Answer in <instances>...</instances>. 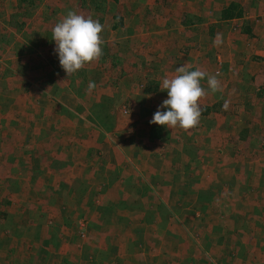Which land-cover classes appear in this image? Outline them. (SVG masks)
Instances as JSON below:
<instances>
[{
  "label": "rangeland",
  "instance_id": "rangeland-1",
  "mask_svg": "<svg viewBox=\"0 0 264 264\" xmlns=\"http://www.w3.org/2000/svg\"><path fill=\"white\" fill-rule=\"evenodd\" d=\"M231 3L242 6L243 16L225 24L221 12ZM76 4L89 14L77 11ZM69 11L97 20L101 12L106 29L118 27L114 33H102L104 42L110 38L115 45L102 46L108 59L87 64L71 77L59 61H52L53 17L57 24ZM179 21L189 23L184 29L190 35V25L211 24L210 32L199 30L202 42L207 41L208 33L214 35H210L213 45L201 43L193 50L181 41L177 56L184 55L187 62L183 66L201 68L202 61L211 58L213 75L218 73L219 79L228 75L223 53H227V45L233 49L245 44L258 61L251 57L243 61L245 74L238 85L253 83L256 71L251 65L264 63V0H0V264H264V185L256 182V172L252 174L264 168V101L260 98L264 95L258 96V91L264 93L262 87L250 85L240 92L232 86L215 94L208 90L214 98L204 102L206 94L199 101L202 115L197 131L192 142L189 136L185 138L192 145L195 136H202L203 131L206 139L209 132H217L220 123V137L227 145L219 140L212 149L207 144L199 147L205 154L201 159L194 145L184 149L180 142L182 156L167 160V170L154 179L144 174L151 171L142 169L143 180L135 174L132 178L136 162L127 160L121 174L131 185L128 190L115 185L113 174L111 177L116 169L113 165L120 159L118 153L109 157L108 146H100L99 157L105 155L100 160L94 142H84L86 134L95 137L99 132L95 125L101 119L97 109L102 107L96 108L94 102L96 92L103 88L100 78L91 74L104 69L105 74L113 71L118 75L119 66L131 63L138 68L145 63L150 71L170 70L180 58L179 62L172 61L175 55L158 59L160 51L150 46L164 37L163 27L168 26L172 36L169 27ZM248 24L253 36L237 32ZM217 38L230 42L219 46L223 40L217 42ZM135 42L143 47L131 46L132 53L134 49L139 53L136 58L114 57L125 55ZM209 49V56L201 57ZM151 52L156 54L155 60L148 56ZM226 58L230 62L228 53ZM240 65L234 62L231 69L237 72ZM112 77L110 74L107 80ZM148 79L132 85L144 90L142 96L157 93L148 83L158 77ZM89 81L97 85L92 92L87 91ZM205 81L202 86L208 89ZM240 96L241 101H249V107L238 102ZM156 98L145 100L153 104L152 118L162 104L157 94ZM72 100L83 109L65 111ZM225 100L232 101L234 108L225 111ZM87 106L88 124L79 128L74 122ZM144 113L147 111L142 110L141 115ZM153 128L160 134L167 129ZM139 132L148 135L145 128ZM240 146L246 150L241 154ZM197 160L199 164H193ZM134 181L142 188H136ZM145 181L155 189H149ZM227 184L233 186L231 196V190H225ZM228 197L245 200L243 206L234 207L232 216L228 206L225 213L222 208Z\"/></svg>",
  "mask_w": 264,
  "mask_h": 264
},
{
  "label": "crops",
  "instance_id": "crops-1",
  "mask_svg": "<svg viewBox=\"0 0 264 264\" xmlns=\"http://www.w3.org/2000/svg\"><path fill=\"white\" fill-rule=\"evenodd\" d=\"M70 4H72V3H70ZM75 6L77 8V6H79V5L76 4ZM71 8H75V7H71ZM78 9L80 12L83 11V13L89 14L88 11L85 8H83L82 6L78 7L77 11H78ZM95 9L97 10V8H95ZM64 13H65V11L62 12V14H64ZM102 14L103 13L100 12V16L98 19L104 28L102 33L104 35H106V34H111V33H114L115 31H117L118 27L116 25H114L113 27H109L110 30L106 33V31L109 28L106 29V24L104 22V19H102L103 18ZM54 19L55 18L53 17V20H52L53 21V27L52 28H54V26L56 25L55 20L57 19V17L55 20ZM225 24H222V26ZM123 25H125V24H123ZM186 26L189 27V23H183V22L179 21V22H176L175 24H172L171 27H169L170 31L172 32V36L168 35V30H167L168 26H166V28L163 27L164 32L162 34L164 37H159L160 39L153 41L151 43V46H150L151 47L150 49L153 50L156 48V50L160 51V55H159L158 59H160V58L161 59L162 58L168 59V58H170V56H174V55L177 56L179 54V50L181 49L180 48L181 41H184L185 43L189 44L188 48H191V50H193L195 47H199V44H201V43H208V44L211 43L212 45L214 44V42H213L214 39L212 37H210V35L214 36L212 33L207 34L206 38H207L208 42L205 41L206 39L203 40V42H202V40L200 41V31L199 30L208 29L210 32V30H211L210 28H212L211 24L208 27L207 26H205V27L201 26V27H197V28L195 27L197 25H190L191 29H193L195 31L196 30L199 31L196 34L192 30L191 35L187 34L185 32L184 27H186ZM215 35H216V33H215ZM172 37H174V38H172ZM228 38H225L224 40H223V38H221V39L217 38V42L219 40H223L221 43L218 42V45L223 46V45H226L227 43L229 44L230 41ZM111 40L112 39L107 38V40H105V42L102 46L105 49H108L110 47L114 48L113 46H115V45L113 43H111V42H113ZM231 42H234V41H231ZM250 44H251V47H253V44L256 45L255 42L250 43ZM250 44H248V45L250 46ZM239 45L241 46V48H235L234 47L233 49H232V47H229V45H227V50H228L227 53H228V57H230L229 58L230 62H228V58H226L227 57L226 51H223L224 57H225L224 62H225V64H227V67H228V65H229V67H228V70L227 69L225 70L228 75L223 74V76L218 79L220 81L222 91L226 92L228 89L229 90L232 89V86H235V87H233V89H238L241 92L243 87L248 88L250 85L253 88L257 85L258 89H260V87H262V89L264 90V63L263 64L260 63L258 65L255 64V66L251 65V67L256 71V73H254V74H256V75H254L255 79H254L252 84L247 85V84H243L242 82H240V84L238 85L239 77H244V74H245V70L243 69V67H245L243 64V61H245V60L249 61V57H251L250 60L256 59L253 56L254 53H252V51H249L250 48H247V46L244 47L245 44H239ZM131 46H135V47L138 46L140 48V50H141V48H143V47H140V45L136 44V42H135V43L130 44V46H128L127 53H125V55L122 53H117L118 55H115L114 57H118L121 59H123L125 57H130V58L135 57L136 58V56L139 53H137L135 49L132 53ZM209 47L210 46H208L207 48H209ZM53 48L55 49V47H53ZM260 51L257 52L255 50H253V52H255V53H260ZM204 52H205L204 54H201V57L206 58L209 56L211 51L209 49V50H206ZM263 53H264V51H263ZM199 55H200V53L198 54V56ZM148 56L150 58H152L153 60H155L156 54L151 52L148 54ZM261 56H262V58H264V54H262ZM52 58H53L52 61H59V58L56 56L55 53L52 56ZM179 58H180V62L178 61ZM217 58H220V57H217ZM102 59H108V56H106L104 53L103 56L101 57L100 61ZM158 59H156V60H158ZM113 60L115 62H117L116 59L113 58ZM200 60H202V59H200ZM126 61H128V60H126ZM158 61H160V60H158ZM172 61H176V62L178 61L179 63H172L168 68L170 70H167L166 68H164V69H156L154 71H152V70L150 71L149 67L145 63H141L139 68L137 67V64L131 63L129 66H121V67L119 66L118 68H119L120 73L118 75L112 73L113 71H108V72L106 71V74H105L104 69H97L96 71H94V73L91 74V76L94 75V76L100 78V81H101L100 87L103 88V90L101 92H99V91L96 92L97 99L94 102V105L97 106L96 108L102 107L100 109H97V111L98 110L101 111V113H100L101 119L100 120L96 119V125H95L96 130H99V132L94 133L95 137H92V136L86 134L84 142L85 143H87L88 141L94 142V144H92V146H95V151L97 153L96 158L100 159V160H102L101 157L102 158L105 157V155H100V157H99V153L97 152V148H98V151H101L100 146H105V145L108 146L107 148H109L110 151H108L107 155H109V157H110V154L112 156V154H114L115 152L118 153V156L120 159H118L117 161H119V162L116 163V166L113 165V168H116V169H112L113 173L112 172H110V173H111V177L113 174V180L115 179V181H116L115 185H119L120 187H124L127 190L130 189L131 185L130 184L128 185L126 183L127 179H125L124 176L122 175V174H124V171H125V169L122 168L125 166V165H123V163L126 162L127 160L134 159L133 161L136 162L135 164L133 163V170H132V175H131L132 178H133V174H135V175H139L141 180H143V174L140 170V169H142L143 171H151V172H147L144 174H147L146 176L148 177V179H154L155 177H157L161 173H163L165 170H167V167H168L167 162H169L167 160L172 159L174 156H180V157L182 156L183 153L181 151H179V149H180L179 147L184 146V149H185V147L188 145H190V146L194 145L193 149L197 150L200 153L199 156L202 159L205 156V154H204L202 149H199V147H202V146L207 144L212 149L214 147L213 145L215 143H216V145H218L219 140L222 142L223 146L227 145L225 142H223L222 137H220V135H222L221 130H220V127H221L220 123L217 125V128H218L217 132L215 130L212 131L211 133L209 132L208 137L205 139V137H204L205 135H203L204 132L202 131V133H201L202 136L201 135L195 136L197 138H194V142H195V140L197 142L196 143L193 142L192 145L187 141V139L185 137L189 136L190 141H191V136H193L197 131L196 127L194 129L188 130V131L180 129L179 127L172 129V130L171 129H164L166 131V133L160 134V133L156 132V130H155L156 128L155 129L153 128V124H150V121L152 118L151 111L153 110L152 109L153 104H149V102H145V100H150V98L155 100V99H157L156 98V94H157L160 101L163 102L167 98V93L165 91H161V88H160V83L162 81L161 79L164 78L165 75H167L169 77L175 75L176 69L180 66H183L182 62H187L186 59H184V55H181V57H179V56L173 57ZM256 61H258V60H256ZM202 62H204V63L202 64L201 68H199V69L204 71L208 75H213L214 69L212 66L213 64H210L211 58L206 60V61H202ZM234 62H237V63L240 62L241 63V65H240L241 69L237 72H235L233 69H231L232 68L231 66L233 65ZM100 67H102V66L100 65ZM141 67H146V68L143 70H140ZM85 69H86V67H85ZM138 69H139V71H138ZM188 69H190V70L194 69L195 70L196 68L188 67ZM157 70H160V71H157ZM89 73H91V71ZM110 74L113 75L111 81L107 80V76H110ZM115 75H116V77H115ZM152 76L153 77L157 76L158 79H154L156 81L150 80L148 83V86L154 85L155 86L154 90L157 93H154V94L148 93L147 96L146 95L142 96V95H144V90H137L134 87H132V85H135L134 84L135 82L146 81V79H148V78L151 79ZM226 76H229L231 78V80L230 79L227 80ZM138 77H140V79L136 81V79ZM159 80H161V81L159 82ZM205 82L207 83V81H205ZM204 88H205V91L207 92V95L203 98L204 102L210 103L214 97H212V95L209 96L208 95V93H209L208 89L206 87H204ZM259 95H264L263 91L260 93L258 91V96ZM70 98H73V97H70ZM260 98H262V101H264V97H260ZM61 100H62V97H61ZM241 100H242V98L240 96L238 98V102L242 103V104L246 103V106L249 107L248 106L249 101L247 103L246 100H243V101H241ZM252 102L254 104V100ZM64 103L67 104L66 102H64ZM72 103H73L72 106H70V107L64 106L66 109L65 108H63V109L65 111L72 110V109H74L76 111L78 108L83 109L82 106L78 107L80 103L77 104L76 100H72ZM232 103L233 102L231 101L229 108L233 107V106H231ZM155 104L156 103L154 102V105ZM90 107H93V106H90ZM263 107H264V105H263ZM241 108H242V106H241ZM243 108H245V107L243 106ZM201 109H202V107H201ZM85 110H87V111L83 112V114L81 112L79 113L76 121L74 122V123H76V125L79 126V128L82 126L85 128L87 126L86 124H88V122H87L88 121V114H89L88 113V110H89L88 106L85 107ZM142 110L147 111V113H144V115L143 114L141 115ZM261 111L263 112L264 109H262ZM118 114H119V116H117ZM147 115H149V116H147ZM214 115L216 117L220 118V115H217V114H214ZM217 120L221 122V119H217ZM143 128L147 129L148 135L142 136L140 134L139 130H141ZM223 135H225V134H223ZM241 136H240V142L242 139ZM180 142H182V144L178 147ZM176 143H178V144L176 145ZM238 148L240 150V154L246 151L241 146ZM134 150H136V151L134 152ZM133 152H134V155H133ZM176 153H177V155H176ZM88 154L89 153L87 152L86 155H88ZM107 155H106V157H107ZM242 156H243V154H242ZM225 157H227V156H225ZM198 161L199 160H197L193 164H199ZM192 162H193L192 159H190V162H189L190 165ZM178 164H182V163L178 162ZM140 165L142 166V168H140ZM190 165H188V167L185 169L188 170L190 168ZM111 168H112V166L110 167V169ZM255 172L258 174V179L256 180V182L259 185H264V168H262L260 171L254 170L252 172V174H255ZM116 173L119 174L120 176L116 177V175H115ZM248 174L249 175L251 174L250 170L248 171ZM247 181H249L248 178H247ZM148 182H149V189H155L154 185L151 184L150 181H147L146 183L148 184ZM211 182H213V181H211ZM133 184L136 188H139V189L142 188L141 185L138 187V183H136L135 181L133 182ZM188 185L189 184L187 182V183L183 184L182 186L185 187ZM225 186H227L225 188V190L226 189L231 190V193H229L230 194L229 196H231L233 186L228 185V184ZM132 189H134V188H132ZM225 190L223 189V192H225ZM227 200H228L227 202H224L222 204V208H223V212L225 213L226 207L228 206L229 209H227V212H229V214L231 216L235 212V210H234L235 206H237V205L243 206L245 203V200H243L241 197L239 199H235V198L231 199L228 197ZM139 201H141V199L138 200L137 202H139ZM124 208H127V206ZM118 209L121 212L123 210L121 207H118ZM126 211L130 212L132 210L128 209Z\"/></svg>",
  "mask_w": 264,
  "mask_h": 264
},
{
  "label": "clouds",
  "instance_id": "clouds-1",
  "mask_svg": "<svg viewBox=\"0 0 264 264\" xmlns=\"http://www.w3.org/2000/svg\"><path fill=\"white\" fill-rule=\"evenodd\" d=\"M103 30L99 20L86 18L75 11H69L64 19L54 26V52L68 77L77 74L87 64L101 59ZM218 75H208L199 68L190 70L187 66L178 67L176 74L171 77L165 75L160 88L167 93V98L154 113L150 124L171 130L179 127L185 131L197 127L202 115L199 101L207 94L201 82L207 81L211 93L220 92L222 88L217 79ZM96 87L95 81H89L87 91L92 92ZM229 106L230 101L225 100L223 109L227 111Z\"/></svg>",
  "mask_w": 264,
  "mask_h": 264
},
{
  "label": "trees",
  "instance_id": "trees-1",
  "mask_svg": "<svg viewBox=\"0 0 264 264\" xmlns=\"http://www.w3.org/2000/svg\"><path fill=\"white\" fill-rule=\"evenodd\" d=\"M242 16V6L240 4L237 5L235 3H231L227 8H225L221 12V20H223L225 23L233 19L241 18ZM198 21L202 22V20ZM237 32L242 35L253 36L251 24H248L247 27L245 26L242 31L239 29Z\"/></svg>",
  "mask_w": 264,
  "mask_h": 264
}]
</instances>
